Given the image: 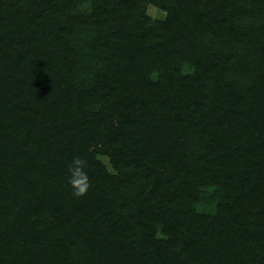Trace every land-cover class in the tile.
<instances>
[{
	"label": "trees",
	"instance_id": "16d2710c",
	"mask_svg": "<svg viewBox=\"0 0 264 264\" xmlns=\"http://www.w3.org/2000/svg\"><path fill=\"white\" fill-rule=\"evenodd\" d=\"M0 264H264V0H0Z\"/></svg>",
	"mask_w": 264,
	"mask_h": 264
},
{
	"label": "clouds",
	"instance_id": "9594fccd",
	"mask_svg": "<svg viewBox=\"0 0 264 264\" xmlns=\"http://www.w3.org/2000/svg\"><path fill=\"white\" fill-rule=\"evenodd\" d=\"M87 167L88 161L80 156L73 157L68 165L67 183L75 196L84 195L90 186Z\"/></svg>",
	"mask_w": 264,
	"mask_h": 264
},
{
	"label": "rangeland",
	"instance_id": "374dc122",
	"mask_svg": "<svg viewBox=\"0 0 264 264\" xmlns=\"http://www.w3.org/2000/svg\"><path fill=\"white\" fill-rule=\"evenodd\" d=\"M147 12L153 18L163 19L165 17V13L152 4H149L147 6ZM100 159L102 160V162L107 164V160L104 157H100ZM208 192H209V190L207 191V193ZM45 216H46V214L43 216V220L41 221V223H43V224L46 222V221H44V218H47V216L46 217Z\"/></svg>",
	"mask_w": 264,
	"mask_h": 264
}]
</instances>
